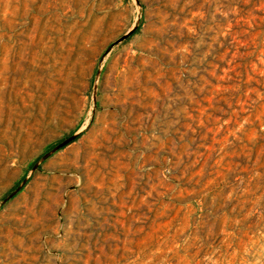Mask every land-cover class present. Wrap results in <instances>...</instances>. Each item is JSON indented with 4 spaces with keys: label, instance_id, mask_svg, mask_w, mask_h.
Returning <instances> with one entry per match:
<instances>
[{
    "label": "rangeland",
    "instance_id": "374dc122",
    "mask_svg": "<svg viewBox=\"0 0 264 264\" xmlns=\"http://www.w3.org/2000/svg\"><path fill=\"white\" fill-rule=\"evenodd\" d=\"M0 264H264V0H0Z\"/></svg>",
    "mask_w": 264,
    "mask_h": 264
}]
</instances>
